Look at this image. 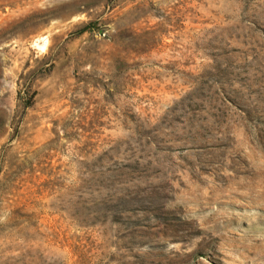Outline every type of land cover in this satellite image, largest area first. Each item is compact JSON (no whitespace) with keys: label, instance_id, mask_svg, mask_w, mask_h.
Returning a JSON list of instances; mask_svg holds the SVG:
<instances>
[{"label":"rangeland","instance_id":"obj_1","mask_svg":"<svg viewBox=\"0 0 264 264\" xmlns=\"http://www.w3.org/2000/svg\"><path fill=\"white\" fill-rule=\"evenodd\" d=\"M0 264H264V0H0Z\"/></svg>","mask_w":264,"mask_h":264}]
</instances>
